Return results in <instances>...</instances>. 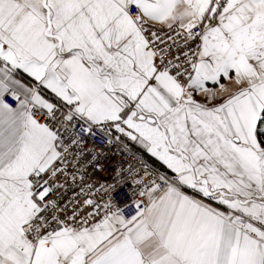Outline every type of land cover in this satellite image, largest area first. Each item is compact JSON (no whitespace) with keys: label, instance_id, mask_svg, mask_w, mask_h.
<instances>
[{"label":"snow or ice","instance_id":"snow-or-ice-1","mask_svg":"<svg viewBox=\"0 0 264 264\" xmlns=\"http://www.w3.org/2000/svg\"><path fill=\"white\" fill-rule=\"evenodd\" d=\"M0 264H264V0H0Z\"/></svg>","mask_w":264,"mask_h":264},{"label":"built area","instance_id":"built-area-1","mask_svg":"<svg viewBox=\"0 0 264 264\" xmlns=\"http://www.w3.org/2000/svg\"><path fill=\"white\" fill-rule=\"evenodd\" d=\"M8 102L13 103L14 101L11 99V97H8ZM94 146L89 143L88 148L91 149ZM96 148H100L99 143L95 145ZM145 159V158H144ZM146 160V159H145ZM147 161V160H146ZM101 165H103L104 170L99 171L98 169H93L91 166L85 164V168L87 170V175L85 177L86 182L88 183H96L97 186L104 184H116L117 185V191L113 193L114 200H118L121 205L123 203L128 202L129 196L128 193L132 191L131 188L128 187L129 184H132L136 179L139 177L133 172L132 174H129V167L128 165L130 163H135L133 161L131 156H128L126 154L122 155L115 146H104V152L101 157ZM149 164H152L151 162L147 161ZM156 166V165H155ZM70 172H75V169H69ZM79 175V174H78ZM117 175L123 176L124 179L122 181H118L115 179ZM71 183V181H69ZM79 189L76 187H73L68 193L67 196H72L73 192H78ZM100 193H97V196H99Z\"/></svg>","mask_w":264,"mask_h":264},{"label":"crops","instance_id":"crops-1","mask_svg":"<svg viewBox=\"0 0 264 264\" xmlns=\"http://www.w3.org/2000/svg\"><path fill=\"white\" fill-rule=\"evenodd\" d=\"M134 150H136V149L134 148ZM149 155H150V154H145V155L143 156V158H145V159H146L147 161H149V162H153V161H155L154 158L149 159Z\"/></svg>","mask_w":264,"mask_h":264},{"label":"trees","instance_id":"trees-1","mask_svg":"<svg viewBox=\"0 0 264 264\" xmlns=\"http://www.w3.org/2000/svg\"><path fill=\"white\" fill-rule=\"evenodd\" d=\"M151 163L154 164V165H156V166H159V163L158 162L153 161Z\"/></svg>","mask_w":264,"mask_h":264}]
</instances>
